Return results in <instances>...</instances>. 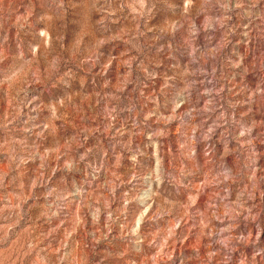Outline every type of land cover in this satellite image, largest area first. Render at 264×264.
Wrapping results in <instances>:
<instances>
[{"label":"rangeland","instance_id":"374dc122","mask_svg":"<svg viewBox=\"0 0 264 264\" xmlns=\"http://www.w3.org/2000/svg\"><path fill=\"white\" fill-rule=\"evenodd\" d=\"M235 2L194 0L188 18L199 33L190 40L184 0H159L160 11L142 22V35L136 34L135 0H64L62 17L81 19L88 40L108 38L96 58L103 63L90 53L69 56L79 61L86 90L54 113L48 100L56 89L37 84L39 98L17 118L29 132L0 129V236L7 235L0 252L34 245L26 264H45L36 255L41 248L54 264L64 253V264H264V0H244L247 17ZM56 7L54 0H0V68L22 53L36 55L38 68L44 49H51L49 60L64 52L76 25L36 23ZM176 21L185 26L175 35L183 56L166 42ZM36 44L39 49L30 47ZM126 77L132 83L124 85ZM105 93L116 99L109 102ZM9 95L5 85L2 120L10 119ZM206 104L209 110L201 112ZM109 106L118 109L114 120L106 116ZM190 109L197 110L191 118ZM209 126L215 130L205 141ZM88 148L85 167L78 153ZM158 157L175 180L152 184L149 192L145 177ZM70 158L73 172L65 169ZM224 170L232 178L218 182ZM74 184L83 195H72Z\"/></svg>","mask_w":264,"mask_h":264},{"label":"clouds","instance_id":"9594fccd","mask_svg":"<svg viewBox=\"0 0 264 264\" xmlns=\"http://www.w3.org/2000/svg\"><path fill=\"white\" fill-rule=\"evenodd\" d=\"M159 0H135V3L138 5L137 10L135 11L134 16V22L136 26V34L142 35L140 31V27L142 22L146 21L149 18H154V14L156 12H159L160 9L157 8V3ZM166 3L167 0H164ZM208 0H205V3H207ZM252 4L254 5L255 0H251ZM54 3L56 4V10L52 14H42L37 17L36 23L41 24L44 21L49 22V28L52 26V22L54 20L64 19L65 26L67 27L68 24L76 25V28L72 30V40L66 42V47L63 53L57 52L55 56L52 57L51 60L48 59V54L50 52L49 49H44L43 52V58L39 60L38 68L37 61L38 57L36 55H33L31 59L26 58V53H22L20 61H14L11 66H4L0 68V90L3 89L5 85H7L8 89L10 90L9 95V105L11 108V112L9 113L10 119L8 120H2L0 119V129L10 130V131H22L25 133L29 132V128L27 127V122L25 120L17 119L24 108L25 105H29L32 103V101L39 98L40 89L38 87H35L37 84H43L45 86L52 85L53 88L56 89V91L53 93L51 98L48 100V106L53 110V112H58L61 107L67 106L68 102L73 98L75 94H81L86 90V86L88 84V79L86 76L81 75L80 71V65L79 61H77L76 64H74L70 59H68L69 56H77L79 54V58H82L86 53H90L91 57L94 61L97 63L102 64L103 60H97V55H103L100 53V47L106 43H108V38H100L96 41L95 44L92 43L91 40H88L86 38V34H82L80 31V25L82 23L81 19L72 18V19H66L62 17V11L65 7L64 0H54ZM194 3V0H184L185 4V24L187 25L185 31L187 32L188 38L190 40H195L199 33V28L197 27V24L194 19L188 18V12L191 9L192 5ZM123 6V5H122ZM170 8L175 10V5H169ZM221 7L225 8L227 10L228 5L227 4H221ZM235 8L241 9L242 15L244 17H247L251 15V12L245 9V3L244 0H236L235 2ZM208 18L206 17V20ZM224 20L229 19L228 16H224ZM167 22V18H166ZM223 22H221V27H223ZM144 27L146 30L148 29L147 24H144ZM156 25H153V28H156ZM185 26L180 24L178 21L172 23L171 28L169 31L172 33V39L169 41H166L168 44V47L173 50V52L177 55L183 56L184 52L180 47V42L175 39V35L178 30L183 29ZM209 27L208 24H205V28ZM41 32L44 30L41 29ZM65 36H67V32L65 33ZM181 38H183V32L181 33ZM79 39V47H71L72 41H75ZM114 39V37H113ZM4 40H7V37H4ZM30 47L39 49L40 45H30ZM106 54V52H105ZM4 60V53L2 50V43H0V64H3ZM193 62H195L193 60ZM243 63V57H240L238 61L234 63L235 68H240ZM129 66V73L128 77L131 76V61L128 62ZM86 67V66H85ZM35 69V70H34ZM201 73L203 72V69L199 70ZM146 74L150 77H155V73H147ZM186 74L194 75L195 73L188 72ZM128 77L125 78L124 85H127L128 83H132L131 79ZM96 87H100L99 82H96ZM104 87H107V82H105ZM118 91H122L121 89H118ZM187 91V89H185ZM258 91H262L258 89ZM205 94H209L208 90H205ZM103 98H106L109 102H111L113 99H116V96L111 93H105V96ZM121 108H123V105H120ZM177 107H179V104H177ZM128 111H131V108L127 109ZM208 105H205V108L200 110L201 112L208 111ZM196 109H190L186 115L190 118L193 116L194 113H196ZM116 114H118V109L116 106H109L106 109V116L111 117L113 120L116 118ZM199 114V113H197ZM9 125H11V129H9ZM220 125L217 124L215 127H219ZM198 129H193V137H189V140L193 139L195 136V132ZM214 127L209 126L205 131H203L202 136L205 141L210 140L212 138V134L214 132ZM164 133L162 131L157 133H152L151 136H157V135H163ZM19 143H23V141H18ZM0 147H3V145H0ZM181 147H185V145H181ZM91 151V148L86 149L83 153H78L79 156V163L85 164V167L87 166L86 162L88 160V154ZM188 159H193L195 156V152L192 149H189V152L187 153ZM65 169L67 172H73L75 170L73 162H71V158L67 161H65ZM223 179H230L231 173L227 170H224L220 173H218L217 181H220V178ZM4 177L0 175V183H2ZM147 181H150L148 185V191L152 192V184L156 185H162L165 183L166 180L169 182H172L175 180V177H171L166 174L164 167H163V161L158 157L157 159V166L154 169V171L148 176L145 177ZM72 180L75 183H79L76 181V177L73 176ZM75 187V184H74ZM84 194V189L82 187H75L74 192L72 193L73 196H81ZM83 203V201H82ZM151 205L145 206V211L141 214V219L144 215H146L147 209L150 208ZM96 215L93 216V219H98V213L99 209L96 210ZM140 221L138 220L137 223ZM177 227H179V224H177ZM243 239V237H241ZM7 242V235L0 236V244ZM34 245H29L27 249L23 248L22 246L20 248H16L12 250L11 252H8L6 255L4 252H0V264H6L7 261H11V264H17V261L20 262V264H26L25 258L30 255V252L34 249ZM7 251V250H6ZM37 258L40 261L45 262V264H54L51 257H49L47 249L41 248L37 253ZM13 256H15V259H13ZM58 259L61 261V264H64L65 261L68 259V253H64L63 256L58 257ZM33 264H35V261H33Z\"/></svg>","mask_w":264,"mask_h":264}]
</instances>
